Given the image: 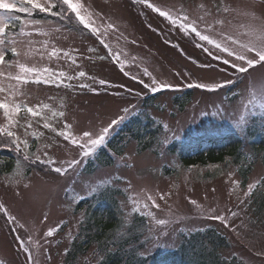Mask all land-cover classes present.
<instances>
[{
	"label": "rangeland",
	"instance_id": "374dc122",
	"mask_svg": "<svg viewBox=\"0 0 264 264\" xmlns=\"http://www.w3.org/2000/svg\"><path fill=\"white\" fill-rule=\"evenodd\" d=\"M149 2L174 14L183 10L191 18L208 11L211 14L205 17L207 23L221 19L224 24L219 30L241 40L248 39L243 33L249 26H264V0ZM82 3L94 13V26L100 29L98 38L89 29L77 31L50 20L37 26H25L17 21L15 27L20 29L15 33L8 30L9 35H16L19 41L16 47L20 55L13 56L9 50L5 56L8 63L0 65V71L5 72L0 76V87L5 89L0 92V100L26 104L40 115L34 117L22 107L24 111L15 114L14 124L9 125L4 110L0 109V127L9 128L20 141H27V147L21 143L19 149L36 161L37 167L42 168L44 164L36 160L37 156L41 160L51 158L56 164H44L48 168L43 172L37 167L28 172V165L12 158L10 164L3 166L6 171L0 173V203L15 220L10 222L8 216L5 219L3 216L6 215L0 212V261L3 264H65L67 252L74 244L86 242L81 227L87 223V212H76L73 206L80 199L93 201L91 196H95L102 200L91 202L92 206L109 216L112 214L118 221L114 240L132 235V246L139 248V254L146 257H152L156 252L163 255L178 250L184 240L182 235L197 230L202 234L215 230L226 239L220 243L219 256L232 258L237 264H264V151L257 147L261 140L264 142V109L250 106L255 112L253 116L243 113L242 107V101L247 100L249 81L259 83L264 78V67L258 65L250 69V76L233 74L229 65L213 59L197 46L204 42L194 34L183 32L145 4L134 0H82ZM217 6L221 9L219 13ZM224 7L230 10L224 13ZM14 14L23 17L22 20L33 18L25 13ZM109 23L114 28H107ZM56 28L59 31H55ZM21 29L31 35H18ZM37 29L49 34L43 35ZM101 40L104 43L101 44ZM206 46L211 49L210 45ZM53 48L56 55H50ZM112 60L121 66L124 74L135 76L144 84L151 85L155 78L172 87L164 88L157 106L148 109L147 116L154 119L150 138L146 134L143 143L130 139L126 148L120 151L121 156L112 157V166L94 164L89 169V159L106 146V141L93 155L84 157L78 146L64 140L58 132L64 130L67 123L72 125L71 131L77 137L85 131L98 133L111 124L120 105L131 102L129 99L124 101L123 92L136 88L125 79L120 81L113 77L114 73L118 74V68L112 65ZM17 61L36 68L38 73H22ZM44 69L48 72H43ZM145 70L150 75L145 74ZM79 71L87 75L67 79ZM8 72L26 77L27 82L11 79ZM60 72L65 76L60 77ZM37 74L41 78L39 83L34 82ZM49 75L51 81L44 83ZM99 80L106 83L100 87ZM225 80H234L236 85L225 86L212 94L200 88L192 94V101L184 111H180L174 100V95L184 87L182 84H212ZM81 84L88 86L80 87ZM99 87L103 89L102 94L98 93ZM138 91L153 92L144 86ZM45 104L48 108L43 107ZM60 112L64 115L60 116ZM241 114L247 116V123L237 127ZM46 122L52 127L45 128ZM117 133L110 129L106 140ZM225 136L237 137L241 144L239 161L226 162L221 172H216L219 166L182 167L178 160L181 151L173 152L174 146L179 150L184 146L192 147L205 138L223 139ZM12 141L13 138L7 137L2 147L16 146ZM3 157L11 159L7 155ZM74 159L80 163L66 174L53 170L67 167L61 162ZM249 164L252 171L244 185L239 168ZM171 171L174 173L169 175ZM208 173L219 175L207 180ZM250 184L255 187L245 195ZM118 191L116 202L111 203L109 200ZM66 193L72 201L64 198ZM153 201L159 207H155ZM217 216L224 219L213 218ZM158 220L166 223L159 224ZM49 229L55 231L46 236ZM21 242L29 252L24 251ZM88 243L83 245L87 247ZM96 249L92 246L88 252L80 251L76 263L86 264L85 260L98 263L92 258Z\"/></svg>",
	"mask_w": 264,
	"mask_h": 264
},
{
	"label": "snow or ice",
	"instance_id": "6c2138e0",
	"mask_svg": "<svg viewBox=\"0 0 264 264\" xmlns=\"http://www.w3.org/2000/svg\"><path fill=\"white\" fill-rule=\"evenodd\" d=\"M134 2H138L141 4H145L147 7L151 8L154 12L158 13L161 17L168 20L172 25L178 26L180 30L185 33L194 34L195 37L198 38L199 41L204 42L197 44L198 47H201L203 51L208 53L215 60H222L224 65H229L231 69L234 70L233 74H249L250 69H253L256 66L264 67V26L257 28L249 26L243 35L248 37L247 40H241L237 36L229 34L227 32L220 31L219 29L223 26L224 21L221 19L215 20L213 23H207L205 17L210 15L211 13L206 11L204 15L198 16L197 18H191L185 11L177 10L174 14L171 10H162L160 7L155 6L153 3H150L149 0H134ZM203 8V5H201ZM53 9H57L54 11ZM43 14H49L53 17H58L60 21H66L71 24L73 20L79 25H82L84 29H89L93 34L100 35L99 27L94 26L95 20L93 19L94 13L88 10V8L82 3V0H0V12L5 14L0 15V65H5L8 62L5 61V56L7 52L10 50L13 56L18 57L20 52L18 51L16 45L19 42L16 38V35L10 36L8 33V29L10 26L15 27V23L19 21L21 24L27 25H44L47 24V21L41 19L29 18L26 20H22L19 15H15L14 13H25L29 17H32L33 13L36 11ZM230 9L228 7L223 8V12L227 13ZM221 11L220 7L217 6V12ZM258 19V18H257ZM203 24V27L201 25ZM107 28L112 29L114 25L108 24ZM43 35H48V32L42 31V29H37ZM55 31H59V28H56ZM214 33V34H213ZM20 36L31 35L30 32H24L23 29L20 30ZM101 43H104L101 40ZM206 45H210L211 49ZM106 48L109 47L107 44L104 45ZM89 51H94V49H89ZM56 49L53 48L50 55H56ZM68 55L67 52L64 53ZM226 54V57L223 55ZM103 59V57H101ZM18 63L20 71L22 73H38L36 68H30L25 66L23 63ZM75 63V60H73ZM10 66V65H9ZM210 66V65H209ZM223 71V69H222ZM43 72L47 73L48 69H44ZM145 74L150 75L145 70ZM5 72L0 71V76H4ZM7 75L11 79H15L17 81H25L27 82V78L21 75H12L11 72H8ZM87 74L84 71H79L75 76H68V80L78 79L81 77H85ZM60 77H64L65 73L60 72ZM94 79V78H92ZM51 81V75H49L48 79H44V83H49ZM36 83L41 82L40 75L37 74L35 81ZM98 83L100 85H104L106 81L99 80ZM143 83V81H141ZM236 81L234 80H225L221 83H212V84H189L188 87H196L207 89L208 91H216L218 89L224 88L227 85H233ZM70 86V85H69ZM88 85L81 84L80 87H87ZM145 88H150L151 91L156 92L161 88H170L172 85L159 83L152 79V84H144ZM5 89L0 87V92H4ZM250 106H258L261 109H264V78L260 80L259 83H254L251 80L249 81L247 87V100L246 102L242 101L243 113H248L250 115H255V112L251 111ZM25 108L28 113L32 116H39L40 112L34 110L33 107H28L26 104L22 105L20 103H6L3 100H0V109L4 110V116L8 119L9 125L14 124L13 116L18 114L21 109ZM37 108L40 106L37 105ZM44 108H48V105H43ZM124 113H128L129 109H123ZM53 115H57V113L53 112ZM60 116H63L64 113L60 112ZM126 117L121 116L118 120H113L108 127H104L100 129L98 133H93L89 131L83 132L79 137L75 136L71 131L72 125L65 124L64 130H60L58 135L62 136L64 140L70 141L71 144L78 146L81 149V154L84 157H88L93 155L96 150L103 146L106 141V137L109 134V130L112 125L117 124L118 122L124 120ZM247 123V116L241 114L239 116L237 127H243L244 124ZM31 125H29L30 127ZM45 128H51L52 126L49 123H44ZM167 128V125H165ZM7 135L8 137L13 138V143L16 144L17 150L20 148V144L23 143L25 147H27V141H20L19 137L16 136V133L11 131L9 128L0 127V136ZM47 147H50L47 146ZM44 155L47 157L48 153L45 152ZM29 157L25 155L24 159L27 160ZM37 161L40 163L54 165L56 161L48 158L45 160H41L40 156L36 157ZM80 163L79 160H71V161H62L61 164H67V167H55L53 170L56 173L61 175L66 174L69 169H75ZM234 183H236L234 181ZM255 185L250 184L248 186V192L245 195H248L252 192ZM95 190V189H93ZM149 200L152 199L151 196L148 197ZM163 199V196L161 197ZM192 203H196L192 201ZM155 207H159V205H155ZM138 210V209H134ZM0 212H3L6 216H8L9 221H14L15 217L11 216L8 213L7 208L4 204L0 203ZM236 215V213H232ZM151 215V213H150ZM215 219L223 220V216L213 217ZM46 219V217H45ZM157 223L165 224L166 221L158 220ZM54 229H49L48 232L45 233L46 236L53 235ZM21 247L24 248L25 252H29V249L24 246L23 242H21ZM32 260V256H29V261ZM0 264H3L0 261Z\"/></svg>",
	"mask_w": 264,
	"mask_h": 264
},
{
	"label": "trees",
	"instance_id": "16d2710c",
	"mask_svg": "<svg viewBox=\"0 0 264 264\" xmlns=\"http://www.w3.org/2000/svg\"><path fill=\"white\" fill-rule=\"evenodd\" d=\"M53 10L56 11L57 9ZM32 17L34 19H41L45 21L50 20L57 23L60 22L63 25L74 28L73 25L67 23L66 21H60L58 17H53L49 14H41L38 10L33 13ZM21 19H23V17H21ZM76 24L79 25L78 23ZM19 29L20 28H12L10 26L8 30L15 33ZM75 30H84L85 32H87L82 25L79 29ZM94 37L98 38L95 34ZM112 65L118 68V74L114 73L113 77L116 76L117 79L120 81H122V79H125L136 89H129L128 91L123 92L124 101L129 99L131 102L126 105H120V111H118L116 116L112 117V121L118 119L121 116H125L126 118L112 129L118 131V133L116 135H112L111 138L107 139L105 144L106 146L97 151L95 155H93V157L89 159L87 163L89 169H92L94 167V164L102 167L112 166L114 160L109 156L107 152L109 150H114L115 152L117 151L121 153L120 151H123L124 148H126L130 139L137 140L138 142L140 141L143 143L146 134H149L150 138L151 125L152 123L154 124V119H152V117V120L149 119V117L147 116V112L149 107H156L160 99V97L158 99L152 100L143 99L142 95H144V91H138V88L144 86V82L141 83V81L138 80L135 76H132L130 74H124L123 70L121 69V66L114 63L113 60ZM100 87L98 93L102 94L103 89H101ZM107 94H109V91H107ZM174 96V100L177 101L180 111H184L186 106L191 103L193 97V95H187L186 93H180ZM138 98H141L139 103H137ZM125 108L129 109V112L127 114L123 112V109ZM24 110L26 111L25 108ZM24 110L21 109V111ZM201 142L188 148L187 146H184L179 150L176 148V146H174L173 152L181 151L178 152V156L180 161H184L186 163L185 168L194 166V164H203V166L205 167L216 165L219 163V168L216 169V172H221L223 171L222 168L226 162L233 161L234 163H237V161H239V146L241 144V140L239 138H235L233 136H225V138L223 139L216 138L215 140L205 138ZM260 142L262 143L259 144L257 147L260 148L259 150L264 151V142L263 140H261ZM205 148H207L208 150H205ZM1 159L2 162L0 163V173L5 174L6 169H4L3 166L5 164H10V162L13 160H6L3 155L0 154V160ZM28 164L30 168L28 170L29 172L33 168V165L37 163L33 159H30L28 160ZM46 167L47 165L45 166L43 164L42 168H39L38 171L43 172L44 169L48 168ZM239 169H241L240 171L244 180L243 183L245 185L246 181L248 180L247 177L252 171V167L249 164L246 167L241 166ZM218 175L213 176L208 173L206 175V178L207 180H212L214 178L216 179ZM119 193L120 191H118L114 195V197L109 201L111 203L116 202V197L119 196ZM91 197L94 202L102 200L100 197ZM64 198L72 201V198H70L67 193L65 194ZM79 201L73 206V209L76 212H87L88 220L85 225H82L81 234H85L86 242L89 243L87 244V247L83 245V243L86 242L80 243L78 246L77 244H74L72 250L68 251L65 264H77L76 260L79 252H88L92 246H95V248H97L96 251H94L95 255L92 257L97 260L96 262L98 263L96 264H237V262L232 258H223L222 256H219L218 250L221 247L220 243L226 242V239L223 235H218L215 230L208 231V233L203 232L204 234L197 231L196 233H192L186 236L182 235L184 239L183 243L179 246L180 248L176 252L166 253V255L161 256H159L158 252H156L154 258L141 257V254H139L140 249L134 248L132 246L133 241L130 239L132 235H129V237L127 238H122V240H114L113 235L117 230L116 228L118 225V221L112 217V214L109 216V213H104L101 210L97 211L94 206H92V203L94 202L89 198L85 200L80 199ZM82 206L84 207L81 210L80 207ZM104 206H102V208L106 209ZM85 207L88 209L86 210ZM3 217L7 219V216ZM84 263L92 264L91 261L89 263L87 262V260H85Z\"/></svg>",
	"mask_w": 264,
	"mask_h": 264
}]
</instances>
